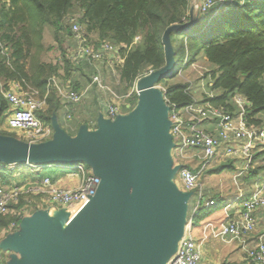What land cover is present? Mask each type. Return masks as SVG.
I'll list each match as a JSON object with an SVG mask.
<instances>
[{"label":"trees","instance_id":"trees-1","mask_svg":"<svg viewBox=\"0 0 264 264\" xmlns=\"http://www.w3.org/2000/svg\"><path fill=\"white\" fill-rule=\"evenodd\" d=\"M188 8L189 0H0V126L5 122L9 107L1 91L12 83H18L23 90L37 91L39 97L45 96L46 108L37 115L43 125L50 128L52 118L58 121L59 110L65 107L51 79H63L59 83L75 91L87 85L81 88L72 76L74 72L78 74L76 69L80 65L94 64H74L63 45L58 44L49 61L41 58L44 27L53 29L56 41L72 42L69 47L74 49L78 44L71 33L75 17L87 44L94 49L103 43L115 46L121 59V62L114 59L118 61L115 62L117 83L124 91L111 87L124 93L138 76L150 69L165 68L167 54L163 33L171 25H180ZM202 17L186 33L169 31L170 47L178 43L183 48V62L187 66L198 57L212 66L208 85L218 93L206 96L204 101L229 106L232 96L239 93L249 102V120L260 124V114L264 112V0H247L216 16ZM175 74L160 79L159 83L166 87V96L171 102L183 106L192 101V96L187 82L169 81ZM101 94L103 100L107 98ZM100 104L104 108L103 103ZM73 106L67 105L70 112ZM260 156L261 153L256 155ZM13 169L0 161V185H13L8 183ZM250 177L257 181L258 170ZM23 198L24 195L19 197L9 213L0 215V229L7 228L3 229L5 231L11 224H17L27 203ZM217 203L199 208L194 221L198 223L218 209L221 199Z\"/></svg>","mask_w":264,"mask_h":264},{"label":"water","instance_id":"water-1","mask_svg":"<svg viewBox=\"0 0 264 264\" xmlns=\"http://www.w3.org/2000/svg\"><path fill=\"white\" fill-rule=\"evenodd\" d=\"M180 26L164 31L167 64L137 82L138 105L131 113L114 120L99 116L96 130L84 126L73 137L52 118L54 137L37 143L0 134L5 165L84 162L101 177L95 197L74 208L66 225L54 224L47 211L31 210L27 237L8 235L0 246L23 256L9 264H165L175 252L190 192L171 185L177 168L170 155L166 106L152 86L172 75L168 33H186L188 28Z\"/></svg>","mask_w":264,"mask_h":264},{"label":"built area","instance_id":"built-area-1","mask_svg":"<svg viewBox=\"0 0 264 264\" xmlns=\"http://www.w3.org/2000/svg\"><path fill=\"white\" fill-rule=\"evenodd\" d=\"M245 1L247 0H198L195 6V15L184 17L180 25L184 26V29L191 28L201 16H216L241 6ZM73 18L71 33L77 38L78 44L67 55L74 64L81 62L91 64L101 61L107 54H112L121 62L120 57L117 56L116 48L112 44L103 43L100 48L96 49L87 44L81 26L75 21L76 18ZM153 71L150 69L138 76L133 85L124 93L117 92L107 84L99 73L92 75L90 82L79 91L63 86L57 78L51 80L56 87L60 102L66 107V119L72 117L67 105H76L82 102L88 91L95 86L98 91L107 96L103 103L106 118L114 120L119 115V105L124 103L125 99L138 97L137 82ZM152 88L161 93L163 103L168 111V133L173 142L170 155L173 166L177 168L176 172L181 181L182 191L191 192L199 186L198 173H194L186 164L181 163V158L190 150H194L193 155L202 161V167H206L217 155L219 148L225 145L227 154L244 158L242 167L243 170L247 171L253 161L254 150L258 147H264V124H256L249 120V102L243 95L235 93L230 100V107L227 105L217 106L209 100L197 99L188 88L192 101L186 105L177 106L167 98L166 87L162 83L156 82ZM1 93L9 105L5 113V125L9 130H19L22 140L32 143L42 142L41 140L51 135L50 127L43 125L37 115L39 111L46 108L45 96L36 97L37 91L23 90L18 83L10 84V87ZM238 141H243L240 150L231 146ZM20 164L31 169L42 167V164L35 163ZM20 164H9L7 167L13 169ZM55 166L68 170L78 169L80 173L78 184L64 187L49 177H44L40 183H35L26 189L14 184L0 185V215L9 213L11 206L17 203L20 195L25 192L33 194L48 192L49 195L45 202L62 208L79 207L95 197L101 184L100 176L85 170L80 165L72 167L68 164H55ZM238 176L239 174L233 176L235 184H237L236 178ZM263 190L264 178L257 183L256 190L249 197L244 198L239 206L232 203L223 205L221 208L223 216L219 221L207 220L202 223L201 240L204 241L212 237L225 243L236 241L248 261L264 264V231L257 234L252 243L249 242V237L254 233L257 225L255 214L257 211H264ZM240 198L238 196L236 201ZM207 204L211 206L215 202L209 200ZM232 206L236 211L234 216L230 214ZM16 226V224H11L7 232L12 233L11 230L15 229ZM192 227V219L187 220L184 225V232L177 242L176 250L165 264H209L202 261L201 247L192 237ZM0 264H9L8 251L2 250V248H0Z\"/></svg>","mask_w":264,"mask_h":264},{"label":"crops","instance_id":"crops-1","mask_svg":"<svg viewBox=\"0 0 264 264\" xmlns=\"http://www.w3.org/2000/svg\"><path fill=\"white\" fill-rule=\"evenodd\" d=\"M114 59H116V57L114 58V56H112V54H107L105 55V57L99 61L96 62L94 64V66H96L97 64H103L104 67L106 68H113V67H117V64L115 62L118 63V61H115ZM193 64V63H192ZM95 69H97L95 67ZM98 71H100V67L99 69H97ZM73 80L76 81L80 84V87L82 88L83 86H85L86 84H88L90 82V78L88 83L84 82L83 80H81L78 77L77 73H73ZM93 88V87H92ZM90 89L86 95V99L84 98L82 100V102H80L79 104H76L73 106V110H71V114L72 117L71 119H66L65 114H66V109L65 107H62L59 110V116H58V125L60 127H62L67 133L69 132L71 134V137L75 136L77 134V132L80 130V128L82 127H87L88 130H96L98 128V118L99 116H102V118H106V114H105V110L104 108H102V110L104 111L102 113V110H99V101H97L98 106L96 108H94V106L92 105L93 102L91 100H88L91 98L92 96V91H94L93 89ZM207 97H213L215 94H217L218 92H214L213 90L211 91H207L206 92ZM89 96V98H88ZM88 98V99H87ZM102 106V105H101ZM120 106V110H119V116L125 115V113L123 112H127L132 108V104L131 102H124L122 104L119 105ZM98 108V113H96V110ZM132 112V111H131ZM130 112V113H131ZM95 114L97 115L95 117ZM122 114V115H121ZM263 113H261L260 115H262ZM259 117V115H258ZM96 118V119H95ZM261 123H263L261 121ZM264 124V123H263ZM243 141H238L233 143L234 147L235 145L238 144V147L236 149L240 150V146H242ZM189 152H194V150H190ZM261 153L260 157H256L257 154ZM263 153V154H262ZM202 163V161L199 160V164ZM243 163H244V158L241 156H235V155H231V154H227L226 150H225V145H222L218 152L217 155L209 162V166L206 168L207 170H211L213 169L215 172H219L224 169L226 172L225 174V189L224 188H217V187H209L208 189L204 188V185L202 187V183L200 181V176L198 175V183L199 186L197 189L193 190L197 191V195H198V200H203L205 203V205L201 206L199 205L198 208L193 209L189 214H186V209H185V220H189L192 219V223H193V227H192V237L194 238V240L200 244L201 247V251H202V261L204 263H209V264H257L254 262H250L246 259L243 251L240 249V247L238 246V243L236 241H233L231 243H225L222 242L219 239L216 238H207L206 240L202 241V223L204 221L207 220H215V221H219L222 216V207H219L218 209H216L215 211H213L211 214L207 215L202 221L200 222H195L193 217L195 216V212L201 208V207H205L208 208L209 205L207 204L209 200H214V202L216 204L218 200L221 199V201L223 200V196L227 195V194H233V193H237V195L233 198L234 201H229L226 202L224 205L228 204V203H232L233 205H240V202L244 199L249 197L257 188V182L255 180V177H250L252 172L256 169L258 170V178L257 179H261L262 177L260 176V174H262V171L264 172V147H258L257 149L254 150L253 152V161L250 165V168L245 171L243 170ZM198 164V162H197ZM198 164V165H199ZM76 165H80L82 166L85 170L87 171H92V167H89V165H84L83 163H77L74 165H70L72 167L76 166ZM174 167V166H173ZM198 168V167H197ZM196 168V169H197ZM33 170V169H32ZM34 172V177H30V176H26V175H12L10 176V178L8 179V183L14 184V185H19L21 186L23 189H26L27 187L32 186L33 184H35L36 182H38L40 179H42L43 177H49L52 181H56L59 185L64 186V187H69V186H74L76 184H78L77 182L80 179V173L78 169H64L58 166L54 165H50V164H42V167H40L39 169H35L33 170ZM235 174H239V176L236 178L237 181V185L238 187L235 185L234 180H233V176ZM173 177V176H172ZM173 179V178H171ZM171 185L173 187H175L177 189V191L182 192V187H181V181L179 178V175L177 174V178L173 179V181L171 182ZM234 185V186H233ZM235 186L237 188H235ZM213 189H215L216 191L219 192V199H216L215 197H209L208 199H206V197L203 195L204 190H210L212 191ZM235 189V190H234ZM192 192V191H191ZM190 192V193H191ZM264 193V190H263ZM31 196H36L39 194H30ZM240 196L241 198L239 200L236 201V198ZM25 198V197H24ZM39 199V198H38ZM35 203V202H34ZM38 207L33 206L35 211H37V209H40L41 211L44 209H46L47 213H48V217L50 220H52L51 217V212L52 211H60V210H67L69 208H62L59 206H55V205H49V203H38ZM48 205V206H47ZM29 207L31 206H27L25 205L21 211L22 216L20 217L19 220H23L22 222L18 221L17 222V226L15 227V229H12L11 232L9 234V231L7 232L6 230L4 231L3 229H0V246L3 243L4 239L8 236V235H12L13 237H27V230H26V226H25V220L27 217H29V214L31 212L32 209H29ZM81 207V206H79ZM77 208V207H75ZM187 208V206H186ZM29 209V210H28ZM15 213H18L17 211H15ZM230 214L232 216H234L236 214V211H234V207L232 206V209H230ZM256 220H257V225L256 228L254 230V233L250 235L249 237V242L252 243L253 240L256 238L257 234H259L260 232L264 231V211L260 210L256 212ZM20 222V227H18V223ZM19 228V229H17ZM21 230V233H20ZM15 234V235H13ZM5 250V249H2ZM7 251V250H5ZM13 253H16V257L18 259H22L23 260V256L21 254H19L20 252L18 250H14L12 249V257H9V262H11L12 258H13Z\"/></svg>","mask_w":264,"mask_h":264},{"label":"rangeland","instance_id":"rangeland-1","mask_svg":"<svg viewBox=\"0 0 264 264\" xmlns=\"http://www.w3.org/2000/svg\"><path fill=\"white\" fill-rule=\"evenodd\" d=\"M195 6H196L195 0H189V8L186 11L185 15L181 17V21L184 17H186L188 15H195ZM203 18L204 17L201 16V19H203ZM180 27H182V26H180ZM188 29H187V31H188ZM187 31H185V32H187ZM42 44H43V51L41 54V58L45 61H49L51 56L53 54H55V50L58 48L57 47L58 44L63 45L65 52H67L68 54H70L69 52H71L73 49V48L69 47V46H72L71 44H73V43L69 42V40H67V39H64L60 42L56 41L55 37H54L53 29L51 27H44L43 32H42ZM171 47H172V51H173V61H174L173 62L174 63L173 73L176 72V74L169 81H171V82H173V81L187 82L189 84V91L192 93V95L194 97H196L197 99L204 101L206 96H207L206 92L211 91L209 83L211 80L210 75L212 73L211 72L212 66L207 61H205L202 57H198L193 64H190L188 66L182 65V62L184 59L183 48L178 43H174V45L171 44ZM48 48H53V49L50 51ZM58 51H57V54H58ZM96 62H99V61H96ZM96 62H94L92 64H95ZM181 66H183V67L180 68ZM95 67L97 69H99V67H100V71L98 72V70L95 69ZM94 71L99 73L106 80L107 84H109L112 87L114 86L117 91H120V92L124 91V88L120 87V85L117 83L118 77H117V71H116L115 67L106 68V67H104L103 64L99 63L96 66L88 65V64L80 65L79 68L76 69V72H78V77L86 83H88L89 78L91 77V75ZM58 80L60 83L63 81V79H59V78H58ZM94 87L95 86H93V88ZM93 90L94 91H92V93H91L92 94L91 98L88 99L89 98V96H88L87 99L91 100L92 102L94 100V102L92 103L94 108H96L98 106L97 101H99V107L98 108H99V110H102V106L100 103H104L105 100L102 99V94L100 91L97 90L96 87ZM214 92H216V91H214ZM35 96L39 97V94L37 93V95H35ZM96 99H97V101H96ZM124 102H131V104H132V108L129 111L123 112V113H125V115L129 114L138 105L137 97L125 99ZM98 108L95 109L96 113H98V111H99ZM103 112L104 111L102 110V113ZM167 113H168V111L166 110V116H167ZM96 116L97 115L95 114V117ZM260 116H261L262 122L264 123V112ZM50 130H51V133H50L51 135L48 138L43 139L41 141L51 140L54 137L55 133H54L53 129L50 128ZM0 134L1 135L5 134L7 136H12V137H15L18 139H22V137L20 136V131L19 130H9L6 127L5 122L2 123L0 126ZM67 135L71 137V134L69 132L67 133ZM169 141H170V143L172 142V138L170 136H169ZM231 146H234V144H231ZM172 147H173V142H172V146L170 147V151H171ZM237 147H238V144L235 145V148H237ZM197 162L199 164V160L197 159V157L195 155H193V152H188V154L184 155L183 158H181L182 164H186L187 166L189 165L191 167L190 169L194 173H198V175L200 176L199 178H200V181L202 183V187L204 185V188H205V185H206L207 189L209 187H212V188L213 187L214 188L219 187V188L225 189L226 183H225V177L224 176H225L227 171L222 169L219 173V172H215L213 169L207 170L206 168L209 165H207L206 167H202V163H200L198 165ZM77 163L78 162H65L64 164L74 165ZM83 164L86 166L88 165L84 162H83ZM89 167H91V166L89 165ZM196 168H197V171H195ZM33 170H35V169H33ZM33 170L31 168L25 166V165H21L20 167L13 169V171L11 173H13V175L17 174V175H22V176L26 175V176L34 177ZM177 174L178 173L175 172V174L171 178H173V179L177 178ZM260 176L262 177L261 179L264 178V172L263 171H262V174H260ZM173 179H170V182H172ZM261 179H257L256 182L258 183ZM79 181H80V179H79ZM235 185L238 187L237 184H235ZM236 186H235V188H237ZM178 192H180V191H178ZM30 194H33V193H28V192L26 193L25 192V193L21 194L20 197L24 195L25 198H23V199L27 200L26 205L31 206V207H29V209H32V210L34 209L33 206H36V207L39 206L38 203H45V201L47 200L48 195H49L48 192H43V193L36 195V196H31ZM203 195L206 197V199H208L209 197H212V196L215 197L216 199H219L218 197L220 196L219 192L216 191L215 189H213L212 191H210V190L205 191L204 190ZM236 195H237V193H233V194L229 193V194L223 196V200L220 203V207H222L226 202L234 201L233 198ZM204 203L205 202L203 200H200V199L198 200L197 191H194V192L192 191L189 194V198L187 200L186 214H189L193 209L198 208L199 205H201V206L205 205ZM49 205H51V204H49ZM40 211H41L40 209H37L36 212H40ZM44 211H46V209H44ZM19 221L22 222L23 220H19ZM26 221H27V218H26ZM20 222L18 223V227H20ZM64 222L65 223H63V224H65V225L68 223V221H64ZM1 229H7V228H1ZM17 229H19V228H17ZM20 233H21V230H20ZM7 251H8V257H12V255H11L12 250L8 249ZM15 256H16V253H13L14 258H16ZM16 259H18V258H16Z\"/></svg>","mask_w":264,"mask_h":264},{"label":"bare ground","instance_id":"bare-ground-1","mask_svg":"<svg viewBox=\"0 0 264 264\" xmlns=\"http://www.w3.org/2000/svg\"><path fill=\"white\" fill-rule=\"evenodd\" d=\"M75 209L74 208H69L63 212L59 211H52L51 212V217H52V222L54 224H59L62 221H70L75 214Z\"/></svg>","mask_w":264,"mask_h":264}]
</instances>
